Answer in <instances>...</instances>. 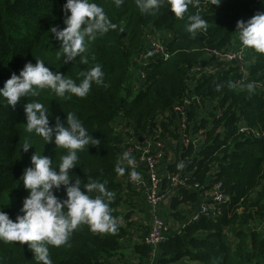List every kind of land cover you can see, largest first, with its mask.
<instances>
[{
  "label": "trees",
  "instance_id": "trees-1",
  "mask_svg": "<svg viewBox=\"0 0 264 264\" xmlns=\"http://www.w3.org/2000/svg\"><path fill=\"white\" fill-rule=\"evenodd\" d=\"M90 2L103 8L115 28L86 38L85 52L65 64L50 32L64 27L65 0H0V88L35 59L76 83L97 63L104 73V83L93 84L84 97L43 89L22 98L15 110L0 97V210L13 221L22 215L28 191L20 177L34 151L48 156L54 168L66 153L25 130L22 105L36 100L49 110L50 126L72 112L99 141L78 151L71 173L81 179V191L88 178L104 183L113 193L111 215L118 218L113 233L80 224L65 244L47 245L52 264H130V255L136 264H264V53L242 48L236 31L238 20L264 12V0H221L218 6L198 0L181 18L169 11L167 0L150 13L141 12L135 0L120 7L114 0ZM191 14L207 22L195 37L185 31ZM152 41L166 58L152 55ZM215 51H241V62L234 56L207 73L204 67L218 59ZM25 142L32 146L27 152L21 149ZM146 144L151 153L163 152L158 169L162 191H171L167 220L179 223L154 255L144 241L149 227L137 218L144 190L129 178L137 170L146 174L136 161ZM125 152L134 163H121L124 171L117 173ZM174 176L179 182L173 185ZM214 185L225 200L203 199ZM54 194L66 198L63 186ZM211 202L214 217L188 224L200 204ZM0 264L39 262L27 244L0 240Z\"/></svg>",
  "mask_w": 264,
  "mask_h": 264
},
{
  "label": "clouds",
  "instance_id": "clouds-1",
  "mask_svg": "<svg viewBox=\"0 0 264 264\" xmlns=\"http://www.w3.org/2000/svg\"><path fill=\"white\" fill-rule=\"evenodd\" d=\"M114 2L116 7H120L123 0ZM135 2L141 12L150 13L157 10L164 0ZM189 3L195 7L198 0H167L169 11L177 18L183 16ZM212 3L218 6L221 0H212ZM62 11L65 13L64 27L52 26L50 32L59 42L65 64L85 52L86 38L88 41L94 40L97 34L115 28L103 8L90 0H65ZM187 21L185 31L192 37L207 28V22L199 14L189 15ZM236 31L242 48L264 53V12L255 14L246 22L238 20ZM79 75L82 78L76 83L59 71L50 70L42 60L35 59L34 64L26 62L18 75L13 73L4 82L0 88V97L5 98L7 105L15 110L22 98L38 96L43 89L52 90L58 97H63L65 93L84 97L93 84L104 83V73L98 63ZM22 107L26 120L25 130L41 137L44 145L54 143L56 147L65 149L66 153L59 157L58 166L54 168L48 156L33 152L30 166L25 168L20 177L23 187L28 191L22 201V215H17L13 221L6 212L0 210V240L19 242L21 246L27 244L39 264H52L47 245L59 247L65 244L80 224H87L93 232L113 233L117 230L118 218L111 215L109 204L113 193L106 189L104 183L88 178L83 183L84 191H81V179L71 173L78 161V151L86 145H97L99 141L88 133L72 112H68L64 120L56 117L50 126L49 110L42 103L33 100L23 103ZM30 147L25 142L21 149L27 152ZM123 162L128 165L134 163L129 153H123L115 167L117 173L124 171L121 167ZM132 175L136 176L137 173L133 172ZM62 186L66 198L59 199L54 190ZM94 192L99 194L91 196L90 193Z\"/></svg>",
  "mask_w": 264,
  "mask_h": 264
},
{
  "label": "built area",
  "instance_id": "built-area-1",
  "mask_svg": "<svg viewBox=\"0 0 264 264\" xmlns=\"http://www.w3.org/2000/svg\"><path fill=\"white\" fill-rule=\"evenodd\" d=\"M151 53L152 55H159L163 58H166L167 55L164 53V50L160 44L157 42L152 41V44L150 45ZM241 51L237 52H225L224 54H219V52H214V55L217 56V60L221 59L225 63L228 60H231L232 57H236L239 59V62H241L240 58ZM212 66V65H211ZM211 66L204 67L205 72H212L214 69H212ZM197 68H194L193 71H196ZM142 73L139 72L138 77L142 78ZM183 120V119H182ZM184 124L182 125V127ZM140 153L137 156V163H141L144 165L146 169V174L140 172L137 170V175L133 176L132 174L129 176L130 181L136 185V187H142L144 190V201L146 205L148 206V213H149V219L147 220L148 223V232L144 237V241L146 244L151 246L153 248V255L155 254V249L157 248V245L164 240L169 234L174 233L175 231H179V223H173L170 220L165 219L160 215V203L163 199L170 197V192L164 193L160 187L162 176L159 172V162L160 159L163 156V152L161 150H158L155 154L151 153L148 150V144L141 147ZM146 176V179H145ZM171 182L174 184L178 183L176 176L172 177ZM218 185H214L213 189L211 191H206L203 194V199L206 200H225L226 197L223 195L220 191H217ZM213 203L210 204H200L196 211L191 214V217L188 219V224L193 223V221L198 220L201 216L204 217H214V210L213 209ZM168 234V235H167Z\"/></svg>",
  "mask_w": 264,
  "mask_h": 264
},
{
  "label": "crops",
  "instance_id": "crops-1",
  "mask_svg": "<svg viewBox=\"0 0 264 264\" xmlns=\"http://www.w3.org/2000/svg\"><path fill=\"white\" fill-rule=\"evenodd\" d=\"M140 206V210L138 212L137 218L148 225L147 220L149 219V213H148V206L146 205L143 198H140L137 202ZM160 215L164 217L165 219H169V211H170V205H169V198L163 199L160 203ZM133 256H129L130 264H136L133 260Z\"/></svg>",
  "mask_w": 264,
  "mask_h": 264
},
{
  "label": "rangeland",
  "instance_id": "rangeland-1",
  "mask_svg": "<svg viewBox=\"0 0 264 264\" xmlns=\"http://www.w3.org/2000/svg\"><path fill=\"white\" fill-rule=\"evenodd\" d=\"M216 63V64H215ZM214 64H212V69H220V67H222V65L224 64L223 60L219 59L215 62ZM116 126L117 129H119V126L116 125V123H114V127ZM137 159V158H136ZM139 160V159H138ZM137 160V161H138ZM161 163V162H160ZM180 208H185V205H181ZM136 209H134L135 212ZM113 261V260H112Z\"/></svg>",
  "mask_w": 264,
  "mask_h": 264
}]
</instances>
